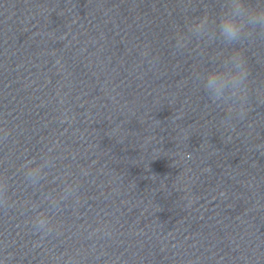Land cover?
I'll return each mask as SVG.
<instances>
[{
  "label": "water",
  "instance_id": "obj_1",
  "mask_svg": "<svg viewBox=\"0 0 264 264\" xmlns=\"http://www.w3.org/2000/svg\"><path fill=\"white\" fill-rule=\"evenodd\" d=\"M221 3L0 0V124L12 130L0 144L12 197L0 209V260L264 264V106L253 97L247 119L226 132L196 72L221 45L193 37L177 49L173 39ZM145 44L155 59L141 55ZM245 48L264 82V41ZM54 143L47 180L29 186L20 164ZM81 168L90 173L81 202L51 210L59 235L41 239L28 202L49 208L57 177ZM104 221L112 234L90 237Z\"/></svg>",
  "mask_w": 264,
  "mask_h": 264
},
{
  "label": "clouds",
  "instance_id": "obj_2",
  "mask_svg": "<svg viewBox=\"0 0 264 264\" xmlns=\"http://www.w3.org/2000/svg\"><path fill=\"white\" fill-rule=\"evenodd\" d=\"M206 7L201 15L188 18L183 29L177 28L173 39L177 49L186 48L193 37L198 41L199 47L205 43L221 45L220 51L213 55V64L207 68L200 67L196 72L199 85L211 104L220 108L225 114L221 119V125L226 132L235 131L233 121L243 122L247 119L252 110L253 97L257 104L264 106V82L258 83L253 79L245 48L249 43L264 41V0H222L217 15L207 11ZM141 55L153 59L158 56L152 52L149 44L144 45ZM67 119L68 117L64 116L60 122L64 123ZM11 132L7 122L0 124V144L8 141ZM55 147H58L56 143L52 147L42 149L38 155L26 158L20 164L24 180L29 186L36 187L47 180L49 176L47 170L54 166V158L51 154ZM80 173L81 175L77 177L66 171L57 177L62 182L59 190L53 188L44 196L49 208H41L37 203L28 202L27 205L33 212L31 226L41 239L53 232L59 235L57 230L60 225L50 215L51 210L60 211L63 202L70 199L75 204L81 202L80 179L90 173L84 168L80 169ZM9 187L8 177L0 173V209L11 206L12 197L9 194ZM97 234L110 236L112 234L110 222H101L98 227L92 229L89 236ZM67 257L63 264H75L73 256L67 255ZM10 259L11 254H7L3 260H0V264H6ZM55 259L59 260L61 257Z\"/></svg>",
  "mask_w": 264,
  "mask_h": 264
}]
</instances>
